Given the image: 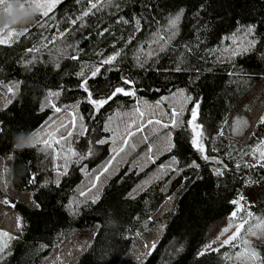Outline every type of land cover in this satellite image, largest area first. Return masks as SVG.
I'll use <instances>...</instances> for the list:
<instances>
[{"label": "trees", "instance_id": "obj_1", "mask_svg": "<svg viewBox=\"0 0 264 264\" xmlns=\"http://www.w3.org/2000/svg\"><path fill=\"white\" fill-rule=\"evenodd\" d=\"M11 27L28 32L0 44V264H264V0H62ZM83 80L135 94L97 109ZM33 132L52 146H14Z\"/></svg>", "mask_w": 264, "mask_h": 264}, {"label": "snow or ice", "instance_id": "obj_2", "mask_svg": "<svg viewBox=\"0 0 264 264\" xmlns=\"http://www.w3.org/2000/svg\"><path fill=\"white\" fill-rule=\"evenodd\" d=\"M61 2H62V0H51V2H49L47 4H42V3L37 2V0H22L19 7L21 9H27L30 7L32 9V15H35L37 12H39L40 15H43L46 17V16H48L49 12H51L52 9L56 6V4L61 3ZM6 3L9 5V3H10L9 0H0V7L4 6ZM96 7H97V3H91L89 11H85L84 13H82V16H87L89 14V12L91 11V9L96 8ZM7 10H8V6L3 8V11L7 12ZM182 12H183V10H181V13L178 14L174 19L171 20V25L173 27H175V25L179 21L180 15L182 14ZM82 16L77 17L76 20H72V23L75 24L77 20L82 18ZM137 24H139V21H137ZM254 30H255L254 26H248L247 34L251 35L254 32ZM27 32H28L27 27H25L23 30H17L15 28H12L11 25H3L2 27H0V44H9V43H11L13 37L18 38L19 36H22V35L26 34ZM5 33H6V35H5ZM61 35H63V34H61ZM254 46H255V41H251V42H249V47L244 48L243 51H248V50H250L251 47H254ZM29 51H32V49H29ZM239 54H240L239 50L234 51L232 53L233 56H236ZM116 55H119V53H117ZM115 58H116L115 55L111 56L107 60L102 61V63L103 64L111 63ZM177 70H179V69H177ZM99 71H100V69L97 68L96 71H94L92 73V76H96ZM78 75L82 77L84 75V73L81 72V73H78ZM123 83L124 84H131L132 81L124 80ZM80 87L86 93H88L89 102L92 103L97 109H99L103 104L107 103L108 100H111L113 97L117 96L118 94H124V95H134L135 94L134 91H126L125 88H123V87H116L114 89V91H112L111 95H109L106 99L95 100V99H92V93L89 92V90H88L87 80H83L82 83L80 84ZM8 91L10 93L13 92V88L9 87ZM179 91L181 94L183 93L182 89ZM48 95L51 97V96L59 95V93L58 92H49ZM187 99L190 100L191 97H187ZM48 106L55 108V105L52 104L51 101H49ZM198 108H199V103L197 102L196 106L192 109V119L188 121V123L190 125H193V131L194 132H195V129L197 127L194 122L197 120ZM41 110H43V108ZM55 110L60 111L59 108H56ZM176 115H177L176 113L172 114L171 119H172V126L173 127H175L176 123H177L176 119H175ZM150 123H151V121H150ZM157 123H159V121H157ZM259 123L264 124V116H261ZM60 127H66V125H61ZM164 127H168V125H164ZM56 132H59V128L56 129ZM48 135L51 137L52 135H54V133H49ZM129 135H132V133H129ZM35 136H36V133L33 132V133H29L27 135L26 140H24V137H21L20 139L27 144V147H36L38 145V143H43L45 148L52 146V143H50V140H48V139H44L42 141L34 140L33 137H35ZM70 136H72L71 131L68 132V137H70ZM201 136H202V132L196 133V136L192 140V144H193V146H195L197 148V150L199 152L202 153V158L205 160H208L210 158L207 155H203V153H205V148L199 143L198 137H201ZM60 140H67V137H61L60 139L55 140L54 143L58 144V143H60ZM99 143L102 144V143H105V141L101 140V141H99ZM125 143H127V142L125 141ZM261 144H264V140L261 141ZM257 150L258 149H254L253 151L256 152ZM173 159H175V158H173ZM262 161H264V152H260V160L257 161V164H259V166L264 167V163H262ZM198 166L199 165H197L195 161H193V163L191 165H189V167H198ZM253 166H255V165H253ZM105 171H107V169H105ZM62 174H66V169H65L64 173H58V175H62ZM216 174L222 175V172L218 169L216 171ZM30 182H32V183L35 182V175L33 176L32 180ZM57 183H58V181H57ZM93 187H95V185H93ZM81 195H85V194L81 193ZM97 199H98V197H97ZM243 199H244V197L240 196V197H238L237 200L232 201V203L239 205L240 201ZM92 202L95 203V200H93ZM3 203L8 204L10 202L5 200V201H3ZM34 203H35V207L37 209H39L41 207L38 202H34ZM241 207H238L236 209V211L231 213V218L236 217L237 212H239L241 210ZM249 216H251V213H249ZM247 223H248V221H245L244 223L237 225L236 231L231 236H229L226 240L223 241V245L231 244L234 240H236L239 237L242 229L245 228V225ZM17 225H18V227L20 226L19 217L17 218ZM260 226L261 225H257L258 228ZM223 231H227V228H225ZM248 231L250 232L251 235L257 236V238H259L257 232L253 231L252 228H248ZM0 236L6 237V236H8V233L0 232ZM243 243L245 245H248L249 241L245 240ZM223 245H221V246H223ZM7 247H8L7 243H3L2 245H0V253H3ZM152 248L153 249L155 248V244L152 245ZM216 250L217 249H213V251H216ZM203 254H204L203 252L199 253V255H203ZM258 257H259V254L256 251H252L249 254V259L256 260V259H258Z\"/></svg>", "mask_w": 264, "mask_h": 264}, {"label": "clouds", "instance_id": "obj_3", "mask_svg": "<svg viewBox=\"0 0 264 264\" xmlns=\"http://www.w3.org/2000/svg\"><path fill=\"white\" fill-rule=\"evenodd\" d=\"M12 8L16 10L15 16L9 15V13L5 11L0 12V25H12L13 23L27 22V20L32 16V12L30 10L24 9L21 11L16 4H13ZM21 137L23 136L17 137L18 142L14 145L20 149L27 147V144L20 139ZM24 140H26V138H24Z\"/></svg>", "mask_w": 264, "mask_h": 264}, {"label": "rangeland", "instance_id": "obj_4", "mask_svg": "<svg viewBox=\"0 0 264 264\" xmlns=\"http://www.w3.org/2000/svg\"><path fill=\"white\" fill-rule=\"evenodd\" d=\"M37 2L42 3V4H47V3L51 2V0H37ZM20 3H21V2H19V1H16V2H10L9 5L6 3L4 6H5V7L8 6V10H9V11H12V14L16 15V13H14V12H16V10L12 8V5H13V4H16L17 7L19 8V10L23 11L24 9H21V8L19 7ZM27 9L30 10V11L32 12V9H31L30 7L27 8ZM12 16H13V15H12ZM2 26H3V25H0V27H2ZM5 35H6V33H5ZM263 116H264V115H263ZM238 207H241V205H237L236 209H237ZM241 208H242V207H241ZM242 223H243V221H239V222H237L236 225L234 226V228H232V230H231L229 233H227L224 237H222V239H221L219 242H217V243H215V244H213V245H210V247L213 248V249H217V248H219L221 245H223V241L226 240L229 236H231V235L236 231V227H237V225H240V224H242ZM243 256L246 257L245 255H243Z\"/></svg>", "mask_w": 264, "mask_h": 264}]
</instances>
